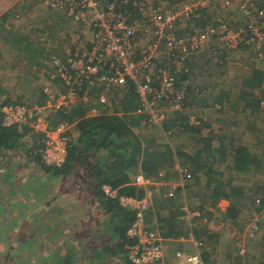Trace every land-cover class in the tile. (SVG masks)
<instances>
[{
    "label": "trees",
    "instance_id": "trees-1",
    "mask_svg": "<svg viewBox=\"0 0 264 264\" xmlns=\"http://www.w3.org/2000/svg\"><path fill=\"white\" fill-rule=\"evenodd\" d=\"M100 1L104 4L114 2L130 23L141 19L134 4L136 0ZM220 8L219 2L209 10L198 7L184 21L185 25L175 26L174 31L185 35L193 29L215 25L218 17L234 28L242 24L239 18L235 22L228 20ZM48 10L61 18V13ZM7 16L8 13L0 16L1 26L9 24L5 23ZM7 27L13 28V25ZM19 41H22L21 48H29L26 55L28 75L36 76L33 67L44 65L43 59L49 64L52 56L65 59L62 50L31 48L32 42L26 35ZM248 48L242 44L237 50ZM226 52L212 46L184 59L183 69L174 73L176 87L184 93V109L168 108L159 125L151 124L145 113L138 112L140 97L131 79H127L122 88L112 91L111 105L97 99L102 86L82 79L76 102L53 109L46 115L48 126L67 124L72 128L65 132L66 154L59 166L46 164L43 160L42 132L26 122L9 126L0 123V166L3 160L7 161L4 168L9 177L4 181V193L0 186V264H136L129 259L128 252L138 243V238L128 231L137 220L138 210L122 206L120 197L141 199L144 189L133 184L132 177L141 173L167 181L176 177L175 163L190 172L191 178L182 176L183 183L176 186L172 196L161 198L153 193L148 206L142 210V221L148 231L158 233L164 240L179 239L191 233L202 244L200 253L204 264H219L217 244L221 224L229 223L234 236H239L253 215L264 212V117L262 126L255 129L253 126L261 118L264 108V68H250L233 91L231 87L229 90L219 88L216 95H213L214 87L209 91L205 82L194 84L197 79L195 61L199 56H207L208 60L216 61L215 66H223ZM254 52L260 53L256 57L264 61V46ZM161 61L160 65L167 64V57ZM206 70L211 69L206 66ZM51 81L59 91L67 90L59 77L55 76ZM85 91L96 101H82L80 96ZM38 94L36 100L24 102L23 95L16 93L12 97L8 88L1 87L0 101L26 108L45 106L47 95L42 89ZM166 101L163 100L160 106L167 107ZM227 111L240 113L246 128L251 130L253 127L254 144L233 137L232 131L229 134L220 132L221 128L215 126L219 118L214 120L211 113ZM229 122L236 123L235 120ZM136 127L140 128V133L135 132ZM182 137L189 146L174 145L169 140ZM258 146L261 147L257 149ZM224 168L228 170L227 174ZM15 169L19 171L10 174V170ZM24 170H27L25 175ZM16 179L20 183L12 188ZM104 186L114 195H107ZM162 186L160 184L161 189L166 188ZM194 188L197 192H193ZM13 189L17 191L16 199L11 196ZM181 194L197 199V204L186 207L199 212L190 224L183 219L186 208L174 209V203H170ZM221 199L227 200L229 205L224 212L215 213L211 208ZM245 211L249 216L241 221ZM212 221L216 223L214 229L208 226ZM263 230L264 218L254 238L245 236L254 242L259 239L260 249L254 246L259 256L247 258V246L238 245L226 252L224 258L228 264H257L256 261L264 264V260L260 261L264 259V234L259 236ZM52 241H55L53 246ZM86 247L93 248L92 256L82 253ZM242 248L244 251L240 252ZM167 261L169 259L165 257L158 264Z\"/></svg>",
    "mask_w": 264,
    "mask_h": 264
},
{
    "label": "built area",
    "instance_id": "built-area-1",
    "mask_svg": "<svg viewBox=\"0 0 264 264\" xmlns=\"http://www.w3.org/2000/svg\"><path fill=\"white\" fill-rule=\"evenodd\" d=\"M32 1L41 2L46 8L61 13L81 26L78 30L81 37L78 36L77 44L66 53L64 61L55 56L50 60L53 68L51 78L59 77L67 86L65 92L49 93V102L45 106L36 105L32 108L4 104L0 101L2 125L26 122L44 134L45 148L42 158L49 165L59 166L64 161L65 132L70 129V125H42V114L45 109H59L76 101L79 98L78 85L82 79L103 87L97 98L99 102H107L106 93L122 88L127 79H131L136 84L140 97L138 112L145 113L151 124L159 125L168 108L184 109V93L176 87L174 73L183 69L184 59L188 55L212 46L235 51L242 44L259 51L264 40V4L258 5L257 0H195L194 3L189 2L190 0H155V3H152V0H136L134 4L138 7L141 19L132 23L127 21L114 2L104 4L100 0ZM215 2H219L221 10L237 9L241 14L242 24L234 28L218 17L215 25L193 29L185 35L174 31L175 26H184V21L198 7L209 10L214 7ZM163 57H167V64L160 65ZM101 71L103 73H100ZM86 97L85 92L82 98L89 101ZM163 100H167V107L160 106ZM91 112L94 113V109H91ZM193 120L192 116L191 121ZM180 174L185 179L191 178L190 172L184 168L180 169ZM132 182L143 187L144 196L141 199L120 197L122 206L138 210L137 220L128 231V234L136 235L138 243L130 247L128 256L136 264H158L166 257L168 243L158 233L146 229L147 226L142 221V210L148 206L151 196L160 184L154 178L141 173L133 176ZM176 186L169 185V196L173 195ZM103 190L109 196L114 195L107 186H104ZM184 211L183 219L186 224H190L199 216L197 210L186 208ZM261 214L253 215L247 222L243 230L244 237L256 236L259 223L264 218V212ZM179 240L188 243L191 250L171 244L172 264H204L200 241L191 233L180 237ZM243 251L242 248L240 252Z\"/></svg>",
    "mask_w": 264,
    "mask_h": 264
},
{
    "label": "rangeland",
    "instance_id": "rangeland-1",
    "mask_svg": "<svg viewBox=\"0 0 264 264\" xmlns=\"http://www.w3.org/2000/svg\"><path fill=\"white\" fill-rule=\"evenodd\" d=\"M189 2H195V0H190ZM262 4H264V0L257 1ZM21 5L24 7L20 8L19 10H15L16 14L14 15L15 18H12L13 21H10V24H14L18 21L17 25L11 27L7 26H1L0 24V88L6 87L11 91V96H15L16 93L23 95L24 102H30L33 100H36L38 98V91L39 89L44 90L46 86H48L49 79L48 76L51 71V65L49 64V61L47 59H43L42 63L44 65L38 67L32 66L35 70V75L33 74H27L26 71H28L29 64L26 61V55L27 50L29 48H21L22 41H19L21 39V36H28L29 41L32 42L30 45L31 48H37V47H44L46 50H57V51H64V53L71 50L73 45H76L78 40V29L77 24L73 23L71 20H66L64 16L61 15V18L58 16L52 15V12H50L47 8L40 7V5L36 4V2L33 3L32 0H21ZM233 10V11H232ZM232 10H221L220 12L222 14H226V18L231 21H236L239 19H242L241 14L239 11L235 8ZM225 12V13H224ZM22 18V19H21ZM17 19V20H16ZM52 27V29H51ZM9 28V30H8ZM13 41V43L11 42ZM217 45V44H215ZM264 46V40L261 44V47ZM225 54H223L225 61V64L223 66L214 65L215 60H208V57H200L195 62L196 70L194 71L196 73V82L197 84H202L205 82L206 85L209 86V91L211 87H214L215 92H213V95H216L218 92V89L222 90H229L230 87L232 88V91L238 86V84L241 82V79L247 72L250 71V68L253 67H261L264 68V61L257 59L255 52L253 49H244V50H235L230 51L227 50ZM209 67L211 70H206L205 67ZM200 71H204L201 74ZM215 72V73H212ZM211 74V75H210ZM203 81V82H202ZM193 85V86H195ZM52 88V87H51ZM52 90L58 91L59 88L57 85H54ZM264 107V104H263ZM53 109H45L42 114V125H47L46 121V115ZM212 115V116H211ZM210 117L216 120L219 118L218 121H215V126L221 128L220 132H225L229 134V131H232L233 137H240V140L254 144V134H253V127L250 129L246 128V122L243 120L242 115L240 113H233L227 111V113L219 114V113H211ZM234 116V117H233ZM264 117V108L263 112H261V118L258 119L254 126L259 127L261 123L262 118ZM230 120H235V124H230ZM218 131V130H217ZM219 132V131H218ZM178 140L174 139L172 140L169 138L170 142L174 145L178 144H184L189 146V142H185V138L182 137L181 139L177 138ZM264 142V141H263ZM263 146V143L262 145ZM261 146H258L257 149H259ZM8 165L7 161L3 160L2 164L0 166V185L2 191L6 190L4 181L8 179L5 168ZM219 166V164H218ZM224 166V165H223ZM225 167V166H224ZM19 170L15 169L10 170V174L16 173ZM27 170L22 171V173H26ZM225 174L228 173V170L224 168ZM21 173V171H20ZM27 177L28 176H24ZM241 177V176H240ZM13 177H11L12 179ZM242 178L245 179V177L242 176ZM21 180V179H20ZM20 181L18 179L15 180V183L11 185L12 188H15L16 185H18ZM49 186V185H48ZM13 189L11 190V196L16 199L17 198V191ZM193 192H197L196 188L193 189ZM4 193V191H3ZM9 196V195H8ZM188 204H197V199H191L189 198ZM195 205V204H194ZM244 218L241 219V221L245 218H248L249 212L245 211V214L243 215ZM2 216L0 215V220ZM218 221V220H217ZM216 223L212 221V223H208L209 228L214 229L216 228ZM22 229V228H20ZM225 229V230H224ZM231 229V230H230ZM220 230L224 232L225 234H221L220 240L218 243L217 251H218V262L219 264H228L227 259L224 258L226 255V252L230 250H234L235 246L238 245H246L247 249L246 254L247 258H251L253 255H257L258 251L255 250L254 246H258V250L260 249V241L256 239V243L254 241L247 240L244 237V233L242 232L241 238H238L235 235L234 231H232V226L228 223L221 224ZM224 230V231H223ZM23 231V229H22ZM20 231V232H22ZM261 233V232H260ZM34 233H31L33 235ZM264 234V233H263ZM89 239V238H87ZM259 242V243H258ZM51 245H55V241H52ZM84 246V245H82ZM176 246V245H174ZM177 247L184 248L186 250H191V246L188 243H183L177 245ZM82 253L85 256H92L93 255V248L92 247H86L81 250ZM22 254V253H21ZM223 259V262L221 261ZM258 259V258H257ZM264 259H260L262 262ZM258 264V262L256 261ZM264 263V261H263ZM168 264V263H166Z\"/></svg>",
    "mask_w": 264,
    "mask_h": 264
},
{
    "label": "crops",
    "instance_id": "crops-1",
    "mask_svg": "<svg viewBox=\"0 0 264 264\" xmlns=\"http://www.w3.org/2000/svg\"><path fill=\"white\" fill-rule=\"evenodd\" d=\"M34 3V2H33ZM22 3H21V0H0V16L3 14V13H8V16H7V22H5V23H10V21H13V19L12 18H15L14 17V15H18V14H16V12H15V10H19L20 8H22V7H24L23 5H21ZM36 4H38V5H40V7H44V8H46L41 2H39V1H36ZM229 10H231V9H229ZM233 11V10H232ZM227 15V13L225 14V16ZM22 19V18H21ZM17 20V19H16ZM18 23H20L19 21H18ZM17 23V21L15 22V25H17L18 24ZM13 26H15L14 24H12ZM77 26V29L79 30L80 29V27L81 26H79V25H76ZM79 37H81V36H79ZM28 39H29V37H28ZM77 43V42H76ZM73 47H74V45H73ZM72 47V48H73ZM71 48V49H72ZM64 52V51H63ZM228 52V51H227ZM67 53V52H66ZM66 53H65V55H66ZM52 68V67H51ZM51 72H52V74H53V68L51 69V71H50V74H49V77H48V79H49V83H48V86H46L45 88H44V93L47 95V102H46V104L49 102V93H52V94H55V92H58V91H54V90H52V88H53V86H54V82L53 81H51V80H53V78H51ZM52 87V88H51ZM86 92V91H85ZM85 92H83V94H85ZM114 92H112V94L111 95H107L108 97H107V102H106V105H111V103H112V101L110 100L111 99V96L112 95H114L113 94ZM83 94H82V96H83ZM86 95H87V99H89V101L91 100V102L92 101H96V98H89V96H88V93L86 92ZM82 96H80V99L82 100V101H84L85 102V100H83V98H82ZM110 96V97H109ZM88 100H86V102H89ZM76 101H73V102H71L69 105H71V104H73V103H75ZM68 105V106H69ZM205 117V116H204ZM207 117V116H206ZM208 119H210V117L208 118ZM71 127V126H70ZM70 129H72V128H70ZM134 130H135V132L136 133H140V128L139 127H136V128H134ZM144 134H145V136L148 134L147 133V131H145L144 132ZM176 140H178L177 138H176ZM178 145H180V144H178ZM183 146H184V144H183ZM174 170H176V177H173V178H170L169 180H162L160 177H157V178H155V180L159 183V184H161V185H164L166 188H164V189H161L160 187H158V189L154 192V193H156L157 195H158V197H161V198H165V197H169V195H168V190H169V185L170 184H176V185H178V186H180V185H182V183H183V178H182V175L180 174V167H179V165H178V163H175L174 164ZM164 186H162V187H164ZM182 195V196H181ZM180 196H179V198L178 199H175V200H171V202L170 203H174L173 205L174 206H172L174 209L175 208H182V207H188V205L189 206H192V205H194V204H188L189 202V198H191V199H193V197H191V196H184V194H181ZM228 205H229V202L227 201V200H224V199H221V200H219L218 201V203H216V205H215V207H213V208H211L215 213L216 212H219V213H221V212H224L225 211V209L228 207ZM178 208V209H179ZM165 212V211H164ZM164 212H163V214H164ZM245 214V213H244ZM243 215V214H242ZM244 217V216H243ZM248 217V216H247ZM225 230V229H224ZM223 230V231H224ZM231 230V229H230ZM221 233H220V235L223 233V234H225L224 232H222V230L220 231ZM264 233V230H263V232H261L260 234H259V236L261 235V234H263ZM240 235L242 236V234H239V236L237 235L236 237H240ZM258 236V237H259ZM165 242L166 243H168V247H166V251H165V256L166 257H168V259H169V261H167V263L168 264H172V259H171V252L170 251H172V246H171V244H175V245H179V244H183V242L182 241H180L179 239H167V240H165ZM218 245V244H217ZM218 247V246H217ZM168 248V249H167ZM221 261L223 262V259H221Z\"/></svg>",
    "mask_w": 264,
    "mask_h": 264
}]
</instances>
